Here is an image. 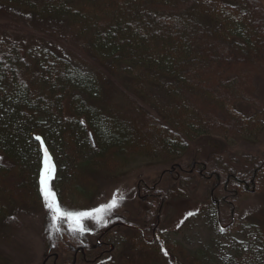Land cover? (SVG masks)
<instances>
[{
  "label": "trees",
  "instance_id": "trees-1",
  "mask_svg": "<svg viewBox=\"0 0 264 264\" xmlns=\"http://www.w3.org/2000/svg\"><path fill=\"white\" fill-rule=\"evenodd\" d=\"M7 8L21 10L36 30L78 52L84 65L57 53L29 55L0 38V225L14 211L46 209L40 178L44 148L55 163L52 144L72 156L67 198L54 188L56 171L51 187L73 212L86 209L95 176L117 175L118 160L168 164L195 144L188 167L169 172L170 188L138 186L144 209L130 230L142 242L133 247V264L136 256L198 264L202 257L183 259L165 247L161 224L192 187L203 186L217 210L227 195L236 200L264 189V153L228 158L223 145L264 132V120L238 109L264 114L254 86L264 75V8L257 0H0V13ZM81 153L90 159L78 161ZM257 233L264 260V223ZM100 244L86 239L70 264L85 258L100 264ZM246 261L252 264L253 255Z\"/></svg>",
  "mask_w": 264,
  "mask_h": 264
},
{
  "label": "rangeland",
  "instance_id": "rangeland-1",
  "mask_svg": "<svg viewBox=\"0 0 264 264\" xmlns=\"http://www.w3.org/2000/svg\"><path fill=\"white\" fill-rule=\"evenodd\" d=\"M257 1L264 8V0ZM6 10L8 12L0 13V38H8L29 55L57 53L73 61L75 66L84 65L78 52L56 44L47 34L36 30L21 10ZM254 86L255 95L264 101V75L256 78ZM238 109L246 116H257L264 120V114H256L250 106L240 105ZM214 141V145L219 142ZM223 145L224 157H261L264 153V132L257 139L240 137L232 144ZM197 147L192 144L184 154L175 153L168 164L126 157L114 165L116 176H95V190L91 192L84 211L108 204L114 195L118 203L117 207L104 215L102 221L84 220L82 223L86 231L83 234L73 231L67 221L54 223L47 207L42 212L14 211L0 225V264H70L75 251H78L76 248L83 246L86 239L89 245L96 241L101 243L102 254L105 255L100 258V264H133V247L142 243L133 229L130 230L138 227L136 216L144 209L137 195L138 186L155 187L164 192L172 184L169 172L175 167L187 168L188 160ZM51 151L58 173L53 185L63 200L68 196L71 183L69 175L74 166L66 159L71 161L72 156H61L55 144H52ZM89 159L90 153L78 156L81 162ZM38 162L33 161L35 170L32 178H35ZM90 180L92 182V178ZM36 185L39 188V184ZM259 187L260 192L239 195L236 200L232 199L231 194L227 195L228 203L222 208L219 206V210L203 186L192 187L182 194L183 203L166 212L164 224H161V242L165 247L173 246L183 253V259L202 257L198 264H247L246 260L252 255V264H264L257 233L264 223V189ZM116 225L119 227L110 231ZM100 233L104 235L98 240L97 235ZM151 247L161 249L155 242ZM136 258L139 264H157L155 261H140L139 257ZM90 261L85 258L78 264H92Z\"/></svg>",
  "mask_w": 264,
  "mask_h": 264
},
{
  "label": "snow or ice",
  "instance_id": "snow-or-ice-1",
  "mask_svg": "<svg viewBox=\"0 0 264 264\" xmlns=\"http://www.w3.org/2000/svg\"><path fill=\"white\" fill-rule=\"evenodd\" d=\"M36 139L41 140L40 137H36ZM41 146H43V141H41ZM43 154L44 168L41 172L40 178L41 192L43 194L46 207L52 214V220L54 223L67 221L73 231H79L83 234L86 231L82 223L84 220L91 219L100 222L103 220L106 213L117 207L118 201L116 199V195H114L113 199L108 204L101 205L88 211L73 212L65 210L59 203L57 195L51 187V181L55 178V165L52 163L51 157L46 148L43 149ZM189 215L192 214L189 213Z\"/></svg>",
  "mask_w": 264,
  "mask_h": 264
}]
</instances>
